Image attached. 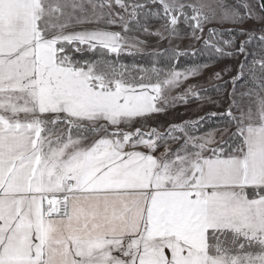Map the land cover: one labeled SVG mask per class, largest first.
Listing matches in <instances>:
<instances>
[{
  "label": "snow or ice",
  "instance_id": "obj_1",
  "mask_svg": "<svg viewBox=\"0 0 264 264\" xmlns=\"http://www.w3.org/2000/svg\"><path fill=\"white\" fill-rule=\"evenodd\" d=\"M0 264H264V0H0Z\"/></svg>",
  "mask_w": 264,
  "mask_h": 264
},
{
  "label": "rangeland",
  "instance_id": "obj_2",
  "mask_svg": "<svg viewBox=\"0 0 264 264\" xmlns=\"http://www.w3.org/2000/svg\"><path fill=\"white\" fill-rule=\"evenodd\" d=\"M249 27H258V25H249ZM236 64L235 61L227 60L225 62L215 64L209 71L205 73L203 78L201 79V83L204 84L205 88L216 84V83H222V82H212L209 83V77L211 76L212 72L214 71H219L221 68L224 67H229L232 68ZM238 66V65H237ZM230 79V77H227ZM230 91V88H229ZM214 99L217 100H223L224 96L221 95H211ZM223 107H227V104L225 103ZM223 108H217L215 104L212 103H205L203 107L197 105V104H192L189 105L188 107H178L176 109H173L169 111L166 115H162L159 117L158 122L161 124H168V123H179L183 120H188V119H197L199 116H206L209 112L213 111H222Z\"/></svg>",
  "mask_w": 264,
  "mask_h": 264
},
{
  "label": "trees",
  "instance_id": "obj_3",
  "mask_svg": "<svg viewBox=\"0 0 264 264\" xmlns=\"http://www.w3.org/2000/svg\"><path fill=\"white\" fill-rule=\"evenodd\" d=\"M201 59H202V60H203V59H206V57H201ZM123 60H124L125 63H131V62H132V58H131V57H127V56H125V57L123 58ZM137 60H138L139 63H145V60H143V59L137 58ZM225 61H227V60H225ZM225 61H223V62H225ZM221 63H222V62H221ZM217 64H219V63H217ZM207 89H208V94H209V95H213V96H214V95H218V94L215 92V84H213V85L207 87ZM219 124H220V121H219L218 118H210V119L207 120V122L205 123V125H204V129H202V131L205 130V129H211V128L217 127V126H219Z\"/></svg>",
  "mask_w": 264,
  "mask_h": 264
}]
</instances>
